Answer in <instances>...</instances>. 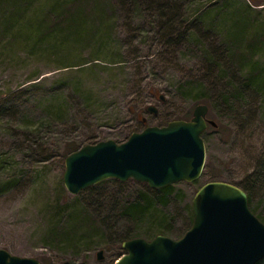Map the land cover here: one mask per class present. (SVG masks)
Listing matches in <instances>:
<instances>
[{
  "label": "rangeland",
  "instance_id": "374dc122",
  "mask_svg": "<svg viewBox=\"0 0 264 264\" xmlns=\"http://www.w3.org/2000/svg\"><path fill=\"white\" fill-rule=\"evenodd\" d=\"M33 1L31 15L45 3ZM142 2L134 16L106 5L111 18L104 19L109 27L100 39L56 40L32 50L28 37L16 33L23 20L8 29L0 12V249L9 254L40 264H113L125 253L121 241L132 224L123 207L156 189L108 179L72 195L62 181L67 146L121 144L146 127L189 121L199 104L216 123L202 134V176L174 184L168 203H156L153 217L134 230L152 240L155 216L166 219L160 235L179 239L190 227L188 204L211 181L248 189V207L264 224V90L235 91L224 106L217 99L247 74L228 55L231 26L246 13L264 40V0ZM250 40L246 36L242 49ZM253 62L264 70V42ZM188 86L205 90L201 102L187 94ZM72 214L95 233H71Z\"/></svg>",
  "mask_w": 264,
  "mask_h": 264
},
{
  "label": "water",
  "instance_id": "95a60500",
  "mask_svg": "<svg viewBox=\"0 0 264 264\" xmlns=\"http://www.w3.org/2000/svg\"><path fill=\"white\" fill-rule=\"evenodd\" d=\"M148 111L156 113L153 107ZM207 112L208 107L200 104L189 121L146 127L121 144L107 140L83 146L65 158V189L77 195L108 179H132L151 189L197 181L206 160L201 135L208 126L216 128V123L206 118ZM191 210L192 226L180 239L157 235L151 241H125L122 248L126 253L114 264H257L264 259V224L250 211L241 188L207 182L195 193ZM102 254L97 252V260ZM0 264L40 263L0 249Z\"/></svg>",
  "mask_w": 264,
  "mask_h": 264
},
{
  "label": "trees",
  "instance_id": "16d2710c",
  "mask_svg": "<svg viewBox=\"0 0 264 264\" xmlns=\"http://www.w3.org/2000/svg\"><path fill=\"white\" fill-rule=\"evenodd\" d=\"M142 1L144 0H45L44 5H42L34 15H31L28 14V12L30 11L29 7L32 6L34 2L33 0H0V12L2 13L1 19L4 21V27L8 26V29H15L19 20H23L20 27H17L16 33L28 37L26 38L28 41H24L32 50L45 45L51 47L56 40H59L58 42L60 44H64L84 39H100L104 37L105 29L109 27L104 20L107 19L108 16L107 10L105 9L106 5L109 7H119L128 14L134 16L135 11L141 8L143 4ZM156 1L157 0H150L151 3H155ZM245 7L247 10L253 11L249 5H245ZM108 18L111 17L108 16ZM251 19L252 16L249 17L248 14L241 12L237 15L235 22L231 26L230 35L232 36L233 42L230 48H228V55L238 62V68L240 70L247 68L245 70L247 74L244 78L241 77L237 89H227V86L222 88L224 92H220L217 99H220L219 103L223 104V106L231 102L235 91L238 92L239 90H246L248 88H253L255 90L259 89L261 91L264 90V70L260 68L256 62H253L255 51L262 45L264 40L261 39L262 36L259 38L260 35H256L258 29L255 28L254 21L252 22ZM97 21L99 23H97ZM252 34L253 36L251 37ZM249 35L251 38L250 44L247 45V48L244 50L242 49V45L246 36ZM181 39L182 37L175 42L179 43ZM213 89L214 87L206 90L212 92ZM185 90L188 95L194 97L193 99L196 102H201L203 100V96L201 95L205 93L204 89L196 93L194 92L196 91L195 88L188 86ZM75 151L76 148L73 145L67 146L65 150L67 155ZM173 187V185H169L156 189L153 196H141L140 199L133 203H128L123 207L122 216L126 218L129 224H132L129 230L124 233L122 237L124 239L121 241V244L125 241L139 238V233L134 230V225L142 223L143 221L145 222L147 217L152 218L153 214H155L153 210L156 203L162 206L166 205L168 203V197L173 192ZM245 191L249 194L248 189H245ZM248 194L247 197L249 198ZM188 208L190 210L191 227L193 223V214L190 204H188ZM80 217L81 215L79 214H72V221L69 224L71 233L73 232L76 234L83 229L84 237L94 234L95 232L91 230L94 225L87 228L86 226H80L82 223H77ZM152 224L153 225H151L150 222L148 229L156 227L155 232L157 235H160V232L164 231L162 229H166L167 227L165 218H156L154 216ZM190 227H188V229ZM72 229H74V231H72ZM75 229H77V231H75ZM156 234L155 236H157ZM74 238H76V236L72 235L71 239ZM261 262L262 261L257 264Z\"/></svg>",
  "mask_w": 264,
  "mask_h": 264
}]
</instances>
